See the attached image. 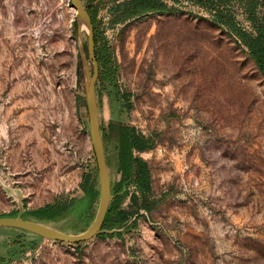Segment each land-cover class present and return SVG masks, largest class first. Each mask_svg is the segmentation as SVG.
I'll return each instance as SVG.
<instances>
[{
  "label": "rangeland",
  "instance_id": "obj_1",
  "mask_svg": "<svg viewBox=\"0 0 264 264\" xmlns=\"http://www.w3.org/2000/svg\"><path fill=\"white\" fill-rule=\"evenodd\" d=\"M81 1L95 15L109 208L117 203L79 246L0 228V264H264V80L217 22L220 0H160L169 11L125 22L127 0ZM246 6L218 9L256 37L263 6L253 19ZM73 20L69 0H0V217L67 234L90 226L99 199ZM120 124L137 138L147 190L122 173ZM40 209L56 217L29 216Z\"/></svg>",
  "mask_w": 264,
  "mask_h": 264
},
{
  "label": "water",
  "instance_id": "obj_2",
  "mask_svg": "<svg viewBox=\"0 0 264 264\" xmlns=\"http://www.w3.org/2000/svg\"><path fill=\"white\" fill-rule=\"evenodd\" d=\"M76 23V49L80 59L84 100L88 119V137L94 155L99 186L98 207L90 226L79 234H67L39 222L17 217H0V228L19 229L40 238L65 244H78L101 232L111 200V182L104 153L100 116L95 91L98 64L95 58L93 26L81 0H69ZM84 37L86 44H84ZM85 45V47H84Z\"/></svg>",
  "mask_w": 264,
  "mask_h": 264
},
{
  "label": "trees",
  "instance_id": "obj_3",
  "mask_svg": "<svg viewBox=\"0 0 264 264\" xmlns=\"http://www.w3.org/2000/svg\"><path fill=\"white\" fill-rule=\"evenodd\" d=\"M207 1L209 0H199L201 4H206L208 3ZM225 1L227 0H220V2L216 6L217 7V11L215 12L216 20L217 22L225 26L231 33L237 36L241 40V42L247 46L249 50V55L264 80V25L261 26V28L259 29L258 35L256 37H253L250 34L241 32L237 28V26L234 24V22L227 16V14H225L222 9H218L219 8L218 6H220V3H225ZM257 1L258 0H246V5H247L246 8L248 12L250 13L251 19H253V14H254V11L257 5ZM261 4L264 10V0H261ZM84 8L87 11L88 15L90 16V19L92 22L93 34H94V46H96L97 39H96V34H95L96 31L94 27L95 15L88 8L86 7ZM169 10L170 9L167 7L166 3L160 0H127L119 4L118 6L117 21L125 22V21L131 20L133 18L142 16L148 13L164 12V11H169ZM72 32H73V35L75 34V37H76L75 20L72 21ZM95 58H96L97 64L99 65L101 60L97 53L96 48H95ZM81 100L83 101L82 96H75V106H76L77 112H78L79 104ZM78 119H80L79 116H78ZM100 129L102 132L101 125H100ZM126 129H127L126 125L124 124H120L118 126V131H119L120 137L124 144L122 155H121L122 173L124 175H132L134 183L136 184L138 189L142 191L147 190L149 187V180H150L149 170L146 166V163L141 158L132 157L131 147L135 145L137 138L134 134L126 133ZM102 139L104 140L103 136H102ZM92 157H93V154H92ZM106 163L108 165L107 157H106ZM116 203L117 202L114 201L112 206L108 209L107 214L105 216V220L103 222V226L105 225L106 220L111 214V212L114 210ZM29 216L42 219V220L43 219H53L56 217V213L51 209H40L37 211L30 212ZM80 244L81 243H78L76 245L79 246Z\"/></svg>",
  "mask_w": 264,
  "mask_h": 264
}]
</instances>
